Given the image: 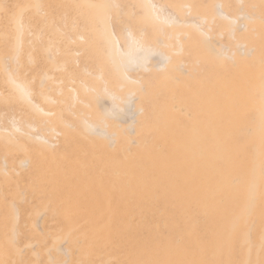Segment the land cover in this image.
Returning a JSON list of instances; mask_svg holds the SVG:
<instances>
[{
  "label": "rangeland",
  "instance_id": "obj_1",
  "mask_svg": "<svg viewBox=\"0 0 264 264\" xmlns=\"http://www.w3.org/2000/svg\"><path fill=\"white\" fill-rule=\"evenodd\" d=\"M263 42L264 0H0V264H174L189 244L187 264H264L262 89L223 130L200 93L215 77L236 81L229 98L264 88ZM205 120L203 159L188 142ZM235 187L229 210L204 196Z\"/></svg>",
  "mask_w": 264,
  "mask_h": 264
},
{
  "label": "bare ground",
  "instance_id": "obj_2",
  "mask_svg": "<svg viewBox=\"0 0 264 264\" xmlns=\"http://www.w3.org/2000/svg\"><path fill=\"white\" fill-rule=\"evenodd\" d=\"M84 1H87V0H84ZM86 5V3H84V6ZM236 15H233V16H231V17H229L230 19H233V18H236L235 17ZM90 25V27H94V24L93 23H91V24H89ZM143 27V26H142ZM145 28V27H144ZM143 28V29H144ZM38 37H40L41 38V36L40 35H38ZM25 41V40H24ZM23 41V42H24ZM18 45V44H17ZM19 47V46H18ZM261 50H264V42L262 43V45H261ZM16 54V53H15ZM195 57H198L199 55H198V53H194L193 54ZM14 56V55H13ZM5 59V58H4ZM6 62V61H5ZM8 65V64H7ZM9 69V68H8ZM100 69H101V71L102 72H104L105 71V68H104V66L102 65H100ZM248 72V71H247ZM155 77V76H154ZM251 77V76H250ZM219 79L220 78H217V77H215V78H213V79H211L210 81H208V82H205V83H203V84H201V87H200V93H201V100L203 101L202 102V105L203 106H205V107H210L211 108V106H215L216 107V105L219 107V106H221V105H223V109H222V111L219 113V115H218V119H219V121H217L218 123H220V125L222 124V129L221 130H223L224 129V126H226V124L227 125H230V124H233V123H235V122H239L240 121V117L236 114L237 112L236 111H239V108H241L240 106H239V102L242 104V105H245V104H247V102H254V96H253V94H254V92H256L257 90H259V89H262V92H263V95H264V88H262V83H261V81L259 80V79H254L253 80V82H252V86H253V88H252V90H251V92L249 93V95L248 96H245V97H241V98H239L238 97V94H234L233 96H235V97H231V98H229V95H227L226 96V94H223L229 87H231V86H233V85H235V80H233V79H231V81H227V82H224V83H218V81H219ZM235 81V82H234ZM123 83L122 82H119V84L117 85V88L119 89V87L122 85ZM232 84V85H231ZM217 93H221L222 94V96H220V95H215V94H217ZM215 96H217V98H214ZM214 107V108H215ZM242 109V108H241ZM229 111V119H228V121L226 122V123H223L222 122V112L223 113H225L226 114V111ZM261 110V112L262 113H260L259 114V116H263V115H261V114H264V109H260ZM55 109H51V110H45L44 111V113H46V114H48V116H51L52 117V115L53 116H55ZM227 111V112H228ZM221 116V117H220ZM50 121V119H46V122H49ZM241 123V122H240ZM211 123H209V121H207V120H205L204 122H202L201 124H197L196 122H195V125H194V128H193V130H192V132H191V138H190V142H188V143H190V144H194V147L192 148V151L193 152H198V153H200L201 154V156H202V158L203 159H206L208 156V154H209V152H208V150H206L205 151V149H206V147H205V149H204V141H203V137H204V133L208 130V126L210 125ZM225 124V125H224ZM242 124H245V123H242ZM168 125V121H167V116L165 115V114H163L162 116H161V127H157L158 128V130H161L162 128H165L166 126ZM214 126H216V125H214ZM262 126V125H261ZM261 126H259V128H260V130H261ZM259 128H257L258 129V131H259ZM256 129V130H257ZM219 130V128L216 126V129L213 131V133L212 132H210V134H209V131H208V134L211 136H215V135H217L218 134V131ZM260 132V131H259ZM149 133V132H148ZM222 133H223V131H222ZM261 133V132H260ZM262 134V133H261ZM3 135H5V134H3ZM3 138H1L0 137V144H2V146L0 145V160L1 159H4V158H6L7 157V155H9L10 154V152H9V149H8V147H7V145H5L6 144V142H8V141H6V139H3ZM233 140H238V138L237 139H233ZM5 142V143H1V142ZM261 141H264V134L262 135V137H261ZM186 142V143H187ZM221 142H222V139H221ZM220 142V146H223L224 145V143H221ZM257 142V141H256ZM9 143V142H8ZM249 144V143H248ZM20 145H22V144H20ZM25 145V144H24ZM221 148H223V147H221ZM26 151H27V153L25 154L26 155V157H28V155L31 153V149H26ZM219 155V154H218ZM251 157V156H250ZM138 159H140V156L138 155V156H136V160L138 161ZM221 159V158H220ZM239 160V157H235V159L233 160V162L231 163V164H229L228 165V168L230 169V168H232V167H234V166H236L237 165V161ZM250 160V159H249ZM24 163H26V162H24ZM23 164V163H22ZM27 164V163H26ZM25 165V164H24ZM204 165H206L205 163H204ZM211 166L212 165H210V168H211ZM254 169H255V171H256V173L258 174H262V173H264V157L261 159V161L260 162H258V163H255L254 164ZM4 171H7V169H3ZM200 173L202 174V175H204V174H207V175H209L212 171L211 170H209V168L207 167V166H202L201 168H200ZM249 171V170H248ZM239 172L241 173V172H245V170H239ZM167 174H169V177H170V175H173L175 178H176V183H177V187H175V190H174V193H172V196H171V205L172 204H177L182 198H183V194H187V192H185L184 190L186 189H182L181 188V184H182V181H183V179H185V175L183 174V172L182 171H174V172H171V173H168V172H166ZM196 173V172H195ZM166 174V175H167ZM197 174H192L190 177H195ZM189 177V178H190ZM210 177H212V176H210ZM189 180H191V179H189ZM218 184V183H217ZM228 184V183H227ZM243 186H245V185H243ZM250 189H251V194H252V197L251 198H253V200H254V202L256 201V200H260V198H261V192H260V190H262L263 192H264V189H260L259 187H258V185L255 183V182H252L251 184H250ZM259 189V190H258ZM239 191H240V189L238 188V187H235V189H233L232 190V192H231V195L229 196V193L226 191V192H224V193H220V192H218V193H215V190L213 189V188H211V191L209 192V193H206L204 196H205V198H207L209 201L213 198V196H219V195H221L220 196V198H223L224 200H226V198H227V196H228V199L230 200V202L229 203H226L225 205H224V207L222 208L223 210H229V209H232L233 208V206L236 204V203H238V201L236 200V201H234V199H236L237 198V196H238V193H239ZM106 197V196H105ZM19 198H20V194H15L13 197H11V200H12V204H10V206H11V214H10V216H15L18 212H17V204H18V200H19ZM92 198H94V197H92ZM91 198V199H92ZM228 200V201H229ZM216 201V200H215ZM104 203V202H103ZM205 203V202H204ZM105 205V204H104ZM206 205L207 206H209V205H212L211 204V202H209L208 204L206 203ZM88 207V206H87ZM111 207V206H110ZM82 209V208H81ZM94 209V208H93ZM110 209V208H109ZM83 210V209H82ZM92 210V209H91ZM250 210H251V208H250ZM177 211V210H176ZM254 211V210H253ZM115 215V214H114ZM253 215H254V213H253ZM116 216V215H115ZM114 216V217H115ZM254 217H255V215H254ZM252 218H253V216H252ZM249 218L248 217V221L246 222V227H248L249 226V224H251V221L253 220V219H255V218ZM167 220H168V222L172 225V226H174V225H176V222H175V220H173L172 221V219L171 218H167ZM118 222V221H117ZM178 222V221H177ZM16 223V222H15ZM40 225V224H39ZM255 225V224H254ZM255 226H257V225H255ZM256 227H254V229H255ZM217 233V232H216ZM252 235V234H251ZM256 235H257V232H256ZM253 236V235H252ZM251 236V237H252ZM256 238V237H255ZM256 240V239H255ZM254 241V240H253ZM186 243H188L187 241H186V239H184V241H181V245L183 246V245H185ZM196 243H197V241H196ZM248 243V242H247ZM66 244V243H65ZM68 244V243H67ZM102 244H103V242H102ZM34 246V245H33ZM64 247V246H63ZM172 248V251H175V250H177V246H175V245H172L171 246ZM195 248V245L193 244V245H191V244H189L188 246H187V254L189 255L188 257L189 258H181V259H176V261H174V264H187L188 263V259H190L191 257H190V255H191V252L190 251H192L193 249ZM200 248V247H199ZM51 250V249H50ZM72 250V249H71ZM73 250H74V248H73ZM206 250V249H205ZM210 250V249H209ZM69 253H70V250H69ZM68 253V254H69ZM73 253V252H72ZM71 253V254H72ZM50 254H52L51 252H50ZM59 254V253H58ZM74 256V255H73ZM226 256V255H225ZM63 257V256H62ZM71 257H72V255H71ZM100 258V257H99ZM67 259V258H66ZM68 259H70V258H68ZM101 259V258H100ZM224 259V258H223ZM65 260V259H64ZM74 260V259H73ZM161 260H164V259H161ZM70 261H72V260H70ZM62 262V261H61ZM67 262V261H66ZM74 262V261H73ZM73 262H71V263H73ZM82 263H83V261H82ZM110 263V262H109ZM55 264V263H54ZM69 264V263H68ZM108 264V263H107ZM192 264V263H191Z\"/></svg>",
  "mask_w": 264,
  "mask_h": 264
},
{
  "label": "snow or ice",
  "instance_id": "obj_3",
  "mask_svg": "<svg viewBox=\"0 0 264 264\" xmlns=\"http://www.w3.org/2000/svg\"><path fill=\"white\" fill-rule=\"evenodd\" d=\"M115 100V98H113Z\"/></svg>",
  "mask_w": 264,
  "mask_h": 264
}]
</instances>
